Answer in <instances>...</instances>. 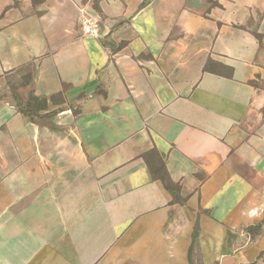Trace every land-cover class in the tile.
Returning a JSON list of instances; mask_svg holds the SVG:
<instances>
[{"label":"crops","instance_id":"obj_1","mask_svg":"<svg viewBox=\"0 0 264 264\" xmlns=\"http://www.w3.org/2000/svg\"><path fill=\"white\" fill-rule=\"evenodd\" d=\"M0 264H264V0H0Z\"/></svg>","mask_w":264,"mask_h":264},{"label":"built area","instance_id":"obj_2","mask_svg":"<svg viewBox=\"0 0 264 264\" xmlns=\"http://www.w3.org/2000/svg\"><path fill=\"white\" fill-rule=\"evenodd\" d=\"M80 29L84 36L98 37L99 34V23L95 18L90 16H82L79 19Z\"/></svg>","mask_w":264,"mask_h":264},{"label":"trees","instance_id":"obj_3","mask_svg":"<svg viewBox=\"0 0 264 264\" xmlns=\"http://www.w3.org/2000/svg\"><path fill=\"white\" fill-rule=\"evenodd\" d=\"M29 106H30V104L28 105V107H29ZM24 109H26V108H23V113H27L26 110L24 111ZM163 182L165 183V186L168 187V186H167V182H168V181H167L166 177H163ZM196 234H197V232H196V228H195V231H194V233H193V240L196 238Z\"/></svg>","mask_w":264,"mask_h":264}]
</instances>
